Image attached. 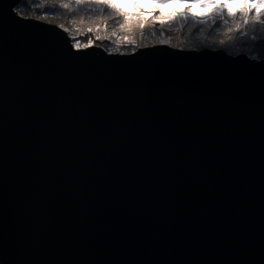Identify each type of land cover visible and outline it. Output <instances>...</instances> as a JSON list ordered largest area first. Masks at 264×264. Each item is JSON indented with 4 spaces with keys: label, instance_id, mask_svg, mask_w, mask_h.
Segmentation results:
<instances>
[{
    "label": "water",
    "instance_id": "1",
    "mask_svg": "<svg viewBox=\"0 0 264 264\" xmlns=\"http://www.w3.org/2000/svg\"><path fill=\"white\" fill-rule=\"evenodd\" d=\"M0 0L1 264H264V60L75 48Z\"/></svg>",
    "mask_w": 264,
    "mask_h": 264
},
{
    "label": "trees",
    "instance_id": "2",
    "mask_svg": "<svg viewBox=\"0 0 264 264\" xmlns=\"http://www.w3.org/2000/svg\"><path fill=\"white\" fill-rule=\"evenodd\" d=\"M62 3L70 5L69 8H63ZM124 9V7H123ZM264 12V9H261ZM18 12L25 17H33L41 19L47 13V16L56 18L69 19L77 32L79 33L78 40L81 45L90 44L99 45L106 51L121 50L123 53H132L142 46L140 43L143 36L146 34L156 33V29L149 27L153 25L154 17L148 19L144 23V27L135 26V21L130 18L128 28H120L119 23H122V18L115 14H110V10H105L100 13L98 10L88 8L86 5L77 6L75 0H25L19 4ZM254 13L249 14V24L243 25V20L239 22L242 27L239 31L236 30V23L224 24L219 18H211L201 22L189 17L188 21L182 18H176L163 25L177 29L180 34L173 38L171 44L175 48L183 49H225L233 55L247 53L251 57L264 60V30H261L259 24L252 22ZM215 19V23H213ZM264 19V16L261 17ZM149 27V28H148ZM233 31L229 32L228 29ZM93 28L94 31L89 33L88 29ZM99 29L96 31V29ZM119 30L123 43H117L111 38V32ZM129 36V37H127ZM200 37V40H195ZM224 38V41H222ZM221 39V40H219ZM135 43V44H134Z\"/></svg>",
    "mask_w": 264,
    "mask_h": 264
},
{
    "label": "rangeland",
    "instance_id": "3",
    "mask_svg": "<svg viewBox=\"0 0 264 264\" xmlns=\"http://www.w3.org/2000/svg\"><path fill=\"white\" fill-rule=\"evenodd\" d=\"M113 2L117 3L121 8L124 7L123 10L129 13L130 18H132L135 21L136 23L135 26H139L141 23L144 24L146 21H148V19L156 16H159L161 19L168 20L170 16L177 14L181 11H185L186 10L185 4L189 2L192 3V10L196 13L209 11L208 8H204L200 6V0H170V2L166 4H160L159 0H113ZM221 2H227L231 4L232 10L237 13L235 18L228 17L226 15L224 16V19L228 20L230 24H235L236 22H241L243 20V18L239 13V9L242 6H244L246 2H250V0H221ZM211 18H217V19L219 18V20H221L219 14H216L213 17H209L207 20ZM41 20L59 26L63 25L64 27L62 29L64 30L67 29L66 32L71 37L73 44H75L78 40L81 39L79 38V33L75 29L73 23L69 19L56 18L48 15L46 19H41ZM149 27L156 29V33L146 34V36L142 37L143 39H141L140 42H137L144 47L161 44V43L171 45L173 43L172 42L173 38L177 37L180 34V32L177 29L167 27L165 25H161L158 21L155 22L153 21V25H150ZM111 38L116 40L117 43H123V38L121 37V33L119 32V30L112 31ZM200 39H201L200 37L195 38V40H200ZM164 41H167V43H164ZM222 41H224V38H222ZM92 45L94 44H89V46ZM81 48H85V47H81ZM109 53H123V52H121V50H112L109 51Z\"/></svg>",
    "mask_w": 264,
    "mask_h": 264
},
{
    "label": "snow or ice",
    "instance_id": "4",
    "mask_svg": "<svg viewBox=\"0 0 264 264\" xmlns=\"http://www.w3.org/2000/svg\"><path fill=\"white\" fill-rule=\"evenodd\" d=\"M21 3L25 2V0H20ZM170 0H159L160 4H166L169 3ZM75 4L77 6L80 5H86L88 8L93 10H98L100 13H104L105 10H110V14H115L116 16H119L122 18V23H119L120 28H128L130 25V16L129 13L123 10L117 3L113 2V0H75ZM200 6L204 8H208L209 11L207 12H201L196 13L192 10V3H186L185 4V11H181L177 14H174L168 18V20L161 19L159 16L154 17V22L158 21L161 25L169 22L170 20L176 19L177 17L182 18L184 21H188L189 17L191 16L194 20H200L201 22L207 20L209 17H213L216 14H219L221 21L224 24L228 23V20L224 19V16L233 17L235 18L237 13L232 10L231 4L227 2H221V0H200ZM63 8H69L70 5L67 3H62ZM19 4L13 7V11L17 12L18 15L21 13L18 12ZM261 9H264V0H250V2H246L244 6H242L239 9V13L241 17L243 18V25H248L249 20V14L254 13L252 16V22L254 24H259L261 27V30H264V19H261L262 16H264V12L261 11ZM138 15V14H137ZM47 13H45L44 16L41 17V19H46ZM215 23V19L212 21ZM59 27L63 28V25H60ZM140 27L143 28L144 24L141 23ZM242 27V25L237 22L236 23V30L239 31V29ZM99 29L97 28L96 31ZM67 31V29L65 30ZM93 28H89L88 32H93ZM229 32H232L233 29L230 27L228 29ZM91 41H89V44ZM164 43H167V41H164ZM89 44L81 45L79 41H77L74 44V47L79 49L81 47H88Z\"/></svg>",
    "mask_w": 264,
    "mask_h": 264
}]
</instances>
